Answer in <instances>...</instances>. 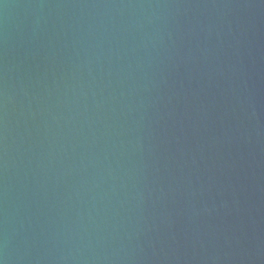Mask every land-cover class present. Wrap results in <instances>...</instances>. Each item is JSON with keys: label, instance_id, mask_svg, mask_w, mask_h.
Here are the masks:
<instances>
[{"label": "water", "instance_id": "1", "mask_svg": "<svg viewBox=\"0 0 264 264\" xmlns=\"http://www.w3.org/2000/svg\"><path fill=\"white\" fill-rule=\"evenodd\" d=\"M0 264H264V0H0Z\"/></svg>", "mask_w": 264, "mask_h": 264}]
</instances>
